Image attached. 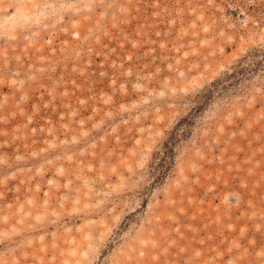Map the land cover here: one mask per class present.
<instances>
[{"label":"rangeland","instance_id":"1","mask_svg":"<svg viewBox=\"0 0 264 264\" xmlns=\"http://www.w3.org/2000/svg\"><path fill=\"white\" fill-rule=\"evenodd\" d=\"M0 264H264V0H0Z\"/></svg>","mask_w":264,"mask_h":264}]
</instances>
